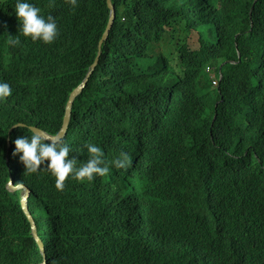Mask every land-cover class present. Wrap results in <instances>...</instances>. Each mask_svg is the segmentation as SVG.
<instances>
[{"label":"trees","instance_id":"16d2710c","mask_svg":"<svg viewBox=\"0 0 264 264\" xmlns=\"http://www.w3.org/2000/svg\"><path fill=\"white\" fill-rule=\"evenodd\" d=\"M31 2L59 35L22 37L15 0H0V34L21 40L17 61L0 50V78L14 85L0 103V264L43 259L11 177L31 188L48 264H264V0H112L114 26L63 139L79 160L91 142L107 161L124 152L129 163L91 181L69 177L63 190L46 169L25 173L14 145L8 161L10 129L59 132L110 9ZM209 66L221 73L217 88ZM33 85L39 103H27Z\"/></svg>","mask_w":264,"mask_h":264},{"label":"clouds","instance_id":"9594fccd","mask_svg":"<svg viewBox=\"0 0 264 264\" xmlns=\"http://www.w3.org/2000/svg\"><path fill=\"white\" fill-rule=\"evenodd\" d=\"M68 2L70 5L75 6L77 0H68ZM12 6L14 8L15 15L18 19V27L17 26L15 27L18 33L22 37L30 38L33 42L42 41L43 43L46 44L52 43L57 39L59 35V29H58L57 21L51 13L45 16L44 14L41 13V9L38 6H36L34 3H32L31 0H15V3ZM107 38L101 44L100 57L98 62L95 64V60L99 54V45H98L97 56L94 59L93 63L91 64L89 71L85 75V79L78 86V89H75L74 92L71 93L70 95V98L66 105V118L70 110V122L73 115V108L75 101L74 100L72 105H70L71 97L82 86V90L79 93L81 94L83 89L85 88L86 81L90 79V77H92L94 73H97L98 71L97 66L100 61L101 55L103 53L102 45L107 40ZM102 39L103 37L100 39L99 44ZM20 44H21V40L19 38V35L9 34V37H7L0 34V50L9 53L16 61L18 58L16 46H19ZM92 66H94V68H92ZM208 68H211L210 72H208L207 70ZM207 69H206L207 73H209L212 83H213L212 76L213 75L215 76V79L217 80V85L213 83V86L214 88H217L219 82V76L221 75V73L220 72L218 73V71H216L214 67L211 66L207 67ZM89 73H90L89 78L86 79ZM105 77L106 75L101 71L100 75L95 80V83L99 84L100 81H104ZM106 88L107 85L102 83V90L105 91ZM13 95H14V85L10 81L3 80L2 78H0V103L3 104L4 102L12 98ZM42 96L43 94L41 89H39L38 86L33 85L32 88H30L27 92V103H39L42 100ZM215 117L216 114L214 116V119ZM66 118H64V121H66ZM12 126L22 128L24 129V131L25 129H27V131H25L27 134L17 136L16 138L12 139V133L14 131L10 133V136L8 138V143H9V151L7 155L8 161L10 162L11 160L10 153H11V148L14 145L15 147L13 150V154L14 155L17 153L20 154L18 159V164L20 165V161L23 163L25 170L24 172L36 173L41 169H46L55 178V187L57 190H63L64 182L69 177L75 179V181H85V180L91 181L94 179L95 176L103 177L107 175L110 172V165L114 166L116 169H120L125 167L129 163L128 155L127 153L124 152H121L119 157L114 158L111 161H107L105 159L102 148L98 146L96 143H91V142H86L83 146V149L81 150V152L84 153L86 151L87 158L84 160H79L78 154L76 157L70 156V152L74 151V149L70 146L69 143L65 142V140L61 135L57 133L55 135H46L42 132V130L35 127L36 125L35 126L29 125L24 123L23 121L13 123ZM79 161L82 162L78 163ZM41 165H45V167L41 168ZM12 186H14L16 190H14ZM7 189L11 193H18V194L20 193V205H21L22 197L25 196L27 191L29 192V197L27 198V206L29 209V213L33 217L29 208V201L32 196L31 188L23 182H16L15 178L11 177L7 184ZM23 213L25 214L24 210ZM25 216L27 217L26 214Z\"/></svg>","mask_w":264,"mask_h":264},{"label":"water","instance_id":"95a60500","mask_svg":"<svg viewBox=\"0 0 264 264\" xmlns=\"http://www.w3.org/2000/svg\"><path fill=\"white\" fill-rule=\"evenodd\" d=\"M107 3H108V7H109V9H110L109 23H108L107 30H106V32H105V34H104V36H103V39L101 40V42H100V44H99V54H98V56H97V58H96V60H95V64L98 62L99 57H100L101 44H102V42L108 37L109 32H110V30L112 29V27L114 26V23H115V20H116V9H115V6H114L113 3H112V0H107ZM92 68H94V66H92ZM89 75H90V73L87 75L86 79L89 78ZM81 90H82V86H81V88H80L76 93H74V94L72 95V97H71V101H70V102H71L70 105H72L73 101L75 100L76 96L81 92ZM69 122H70V110H69L68 116H67V118H66V121H64V124H63L62 129H61L60 132L57 133V134L61 135L62 137H63L64 135H66V133H67V129H68V126H69ZM33 126H35V125H33ZM35 127H37V128H39L40 130H42V132H43L44 134H46V135H55V134H51V133L47 132L46 130H44V129L38 127V126H35ZM15 128H16V126H12V128H11V132H10V133H12V132L14 131ZM12 188H13L14 190H16V188H15L14 186H12ZM28 197H29V192L27 191L26 194H25V196L22 197V199H21V206H22V208H23L25 214L27 215V217H28V219H29V221H30V223H31V230H32L33 237L35 238V241L37 242V244H38V246H39V248H40V251H41L42 254H43V260H42V263H39V264H48V257H47V252H46V249H45L44 242H43V240L39 237L36 222H35L34 218L31 216V214L29 213V209H28V206H27V198H28Z\"/></svg>","mask_w":264,"mask_h":264},{"label":"rangeland","instance_id":"374dc122","mask_svg":"<svg viewBox=\"0 0 264 264\" xmlns=\"http://www.w3.org/2000/svg\"><path fill=\"white\" fill-rule=\"evenodd\" d=\"M192 48L196 49L197 46H199V37L196 36L193 40V43L191 44Z\"/></svg>","mask_w":264,"mask_h":264},{"label":"built area","instance_id":"2783aa9c","mask_svg":"<svg viewBox=\"0 0 264 264\" xmlns=\"http://www.w3.org/2000/svg\"><path fill=\"white\" fill-rule=\"evenodd\" d=\"M207 70H208V72H210L211 71V68H208ZM212 78H213V83L215 85H217V80L215 79V76L214 75L212 76Z\"/></svg>","mask_w":264,"mask_h":264}]
</instances>
